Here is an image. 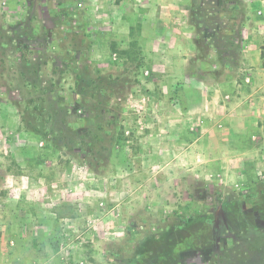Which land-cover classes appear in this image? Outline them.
I'll return each instance as SVG.
<instances>
[{
    "label": "rangeland",
    "instance_id": "1",
    "mask_svg": "<svg viewBox=\"0 0 264 264\" xmlns=\"http://www.w3.org/2000/svg\"><path fill=\"white\" fill-rule=\"evenodd\" d=\"M122 1L0 0V264H147V241L189 217L172 232L180 264H239L249 248L245 262L262 264L248 242L264 235L255 0H240L229 54L224 0ZM90 77L118 119V144L96 169L26 130L86 135L93 100L78 90ZM237 228L246 236L233 254Z\"/></svg>",
    "mask_w": 264,
    "mask_h": 264
},
{
    "label": "trees",
    "instance_id": "2",
    "mask_svg": "<svg viewBox=\"0 0 264 264\" xmlns=\"http://www.w3.org/2000/svg\"><path fill=\"white\" fill-rule=\"evenodd\" d=\"M224 1L225 4L228 5V8L225 10L227 16L220 18L221 24H217V32L219 35L221 32H223V37H220V41L224 43L223 47L225 52L220 53L229 54L235 52L240 47L239 43L241 41V35L238 29V22L241 13V2L240 0ZM78 78L80 79V76ZM90 81L92 84L89 83L85 84L84 86L81 85L78 90L79 94L90 97V99L93 100L87 124L88 132L86 135H82L77 131L73 132V134L66 135L62 132L59 133L52 129L46 128L41 124H30V122L27 124L26 130L33 135H36L49 146L63 153V155L70 158H80L82 161L88 163L93 169H96V166H98L100 161L104 157L110 155L118 144V119L116 116L109 117L104 114L108 111L107 104L104 101L105 94L102 92V87L99 83L101 82V77L98 79H92L90 77L89 82ZM230 205H232L231 202ZM231 209L232 208L230 207L227 208L229 215H231ZM195 221V217H189L187 219H183L181 222H174L172 227L164 232L162 237H159L160 240H148L147 264H180L178 256L179 249L175 250V245L177 246L179 243L176 241V235L172 232L176 229H179V227H190ZM179 223H181L180 226L178 225ZM236 231L238 240L236 239L233 242H228L226 248L229 253L233 254L235 249L234 246L239 243L245 235L244 230L241 228H237ZM250 232L253 233V231H248V233ZM257 235L256 232L252 236L249 234L248 242L250 244L256 243L260 246L261 249L257 251V258L258 260L262 261V264H264V259L259 257L261 252H263L264 255V249L262 248V245L264 247V235ZM250 251L254 254L255 250H250L249 248L248 251L246 249L245 252H240L237 254L239 258V264H251L249 262H245L250 259ZM117 254H119V252H113V255ZM131 264H145V257H143V260H137L135 262H131Z\"/></svg>",
    "mask_w": 264,
    "mask_h": 264
},
{
    "label": "crops",
    "instance_id": "3",
    "mask_svg": "<svg viewBox=\"0 0 264 264\" xmlns=\"http://www.w3.org/2000/svg\"><path fill=\"white\" fill-rule=\"evenodd\" d=\"M144 1H147V0H141V2L140 3H146V2H144ZM130 2H131V5L132 6H134V7H137V6H139L140 4L139 3H137V2H135V0H123L122 2H121V4H124V3H129L130 4ZM247 3V10L249 9V10H254V9H256L257 10V15L253 18V19H250L249 20V22H250V27H253V28H263L264 29V0H255V2H253L252 4H249L248 2H246ZM262 3V4H261ZM255 4V5H254ZM263 5V6H262ZM255 6V7H254ZM253 8V9H252ZM258 41V40H257ZM260 42H256L257 44H259L260 46L258 47V45L256 46L255 45V55H257V57H260L261 56V49L260 48H262V46H264V37H261L260 38V40H259ZM250 47L252 48V45H250ZM261 100H264V98H261ZM263 106H264V104H263ZM37 163H39V162H37ZM24 164V163H23ZM28 164L29 165H31V163L30 162H28ZM28 164L27 163H25V165L28 167ZM33 166H30L29 167V169H31L30 171L32 172L33 170L35 171L36 170V168H37V165L38 164H35L34 162H33V164H32ZM26 166H24V165H22V167H26ZM39 168H41V166H39ZM38 173H39V171H38ZM31 174H33V172L31 173ZM39 176V175H38ZM38 176H36V174L33 176V178L32 177H30L31 178V181H34V180H36V178L38 177ZM19 178H24V176H22V177H19ZM19 201V200H18ZM22 201H23V198H22ZM20 204L21 203H19V204H16V208H15V211L17 212V213H22L23 212V207L22 206H20ZM5 234H9L7 231H5Z\"/></svg>",
    "mask_w": 264,
    "mask_h": 264
}]
</instances>
